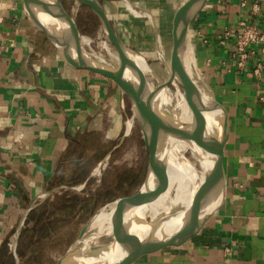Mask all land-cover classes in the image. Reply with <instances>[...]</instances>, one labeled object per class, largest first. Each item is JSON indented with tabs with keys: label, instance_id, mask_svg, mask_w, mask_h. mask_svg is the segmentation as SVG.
<instances>
[{
	"label": "crops",
	"instance_id": "0c3cea01",
	"mask_svg": "<svg viewBox=\"0 0 264 264\" xmlns=\"http://www.w3.org/2000/svg\"><path fill=\"white\" fill-rule=\"evenodd\" d=\"M128 1L145 7L157 31H169L183 0ZM240 21L264 37V0L244 8L239 0H207L188 33L196 71L227 114L222 205L196 236L131 264H264V44L242 70L231 60L232 41L217 44ZM124 102L110 80L60 60L24 15L22 0H0V264L21 263V252L31 251L23 231L85 223L102 206L106 164L100 180L95 173L119 149Z\"/></svg>",
	"mask_w": 264,
	"mask_h": 264
},
{
	"label": "water",
	"instance_id": "95a60500",
	"mask_svg": "<svg viewBox=\"0 0 264 264\" xmlns=\"http://www.w3.org/2000/svg\"><path fill=\"white\" fill-rule=\"evenodd\" d=\"M125 1L148 15L144 9ZM74 2L86 7L96 18L116 53L115 60L96 56L80 46L76 22L61 0H22L23 13L67 67L99 75L115 84L121 98L129 103L132 123L136 120L140 128L147 150V166L140 187L127 197L126 211L132 216L133 231L117 236L90 230L89 223H84L55 264H131L143 255L178 246L196 236L207 221L217 215L223 202L225 179L221 148L227 135V114L208 84L195 71L191 74L186 70L183 59L189 26L207 0H183L176 6L172 18L169 69L165 70L164 80L153 71L157 81L154 88L148 85L137 64L142 57L117 36L98 0ZM153 30L157 33L154 24ZM169 87L193 112V122L179 119L175 111L180 103L176 101L172 107L165 103L164 92ZM129 122L127 120V127ZM129 133L126 128L121 141ZM173 142L180 144L182 151L175 150ZM187 153L194 162L187 158ZM168 159L178 163L192 179L191 203L186 208L171 207L168 212L150 218L145 213L147 199L156 188L161 164ZM199 165L203 166V177L196 171L200 169ZM97 171L99 173L100 167ZM19 233L20 229L16 239ZM106 238L111 240L99 243Z\"/></svg>",
	"mask_w": 264,
	"mask_h": 264
},
{
	"label": "rangeland",
	"instance_id": "374dc122",
	"mask_svg": "<svg viewBox=\"0 0 264 264\" xmlns=\"http://www.w3.org/2000/svg\"><path fill=\"white\" fill-rule=\"evenodd\" d=\"M98 2L102 6L106 17L109 19L114 32L121 41L134 53L141 56L153 71L164 80L165 70L169 69L170 65L172 47L171 30L168 31L163 29L155 33L147 17L139 10H135L131 7L134 11L133 13H135L134 15L127 9L123 0H98ZM61 3L76 22L79 37L89 38L92 41V47H85L87 52L98 56L97 44L99 41L103 40L109 44L111 52L116 56L114 49L101 32L98 21L86 7L78 6L75 4L74 0H61ZM137 6L145 8L142 4H137ZM138 12L140 14H138ZM153 21L155 22V19H153ZM109 59L114 60L113 58ZM195 73L198 75L196 68ZM146 79L153 88L157 86V81L152 74H147ZM169 90L175 92L172 87H169ZM124 104L127 118L131 120L132 112L129 103L125 101ZM125 128H127V122ZM118 148L115 155L109 159L107 158V160L100 165L101 170L106 164V169L103 173V175L105 174L103 176V181L99 183L101 184L100 186H104L105 188L104 196L101 200L102 206H100L85 223H89L98 211L114 201L133 195L144 179L147 166V150L144 147L140 128L136 120H133L130 133L123 138ZM186 156L194 162V159L190 157V153H187ZM95 175H97V180H100V171L99 173L96 171ZM120 181L122 185L119 184ZM92 190H94V188ZM82 224L84 223L79 220L73 224L67 222L63 224H54L53 227H57V229L50 230L49 227L52 226L49 224H46V227H48L46 230L40 226L38 228L40 231H28L27 229V232H24L30 237L28 238L26 235L23 239H29V246L32 245L33 248L29 252H27V249L21 252L23 256L21 263L20 260L17 259L18 264H54L55 260L68 248L69 242L77 235L78 229ZM69 238L71 240H69ZM108 240H111V238L102 239L99 243ZM38 244L42 245L39 247L37 246ZM37 250L43 253L36 255L35 252H37Z\"/></svg>",
	"mask_w": 264,
	"mask_h": 264
},
{
	"label": "bare ground",
	"instance_id": "6f19581e",
	"mask_svg": "<svg viewBox=\"0 0 264 264\" xmlns=\"http://www.w3.org/2000/svg\"><path fill=\"white\" fill-rule=\"evenodd\" d=\"M125 6L128 10H130V12H134L133 9H131L132 6L127 2H125ZM141 13L147 18L150 17L143 12ZM133 14L135 15V13ZM138 14L140 13L138 12ZM187 40L183 59L186 70L192 74L196 67L189 34ZM79 44L84 50L85 47H92V41L85 37L79 38ZM97 50L99 52L98 56L102 58L116 59V56L111 52L109 44L106 41H99L97 44ZM137 64L145 78L147 74L153 73V69L144 60L138 59ZM148 85L152 88V85L149 82ZM164 97L165 103L171 107L176 101L178 104L180 103L179 105L177 104L178 106H176L177 110L175 112L182 122L194 121L195 117L193 112L180 98L177 92H171L169 89H166ZM131 124L132 119L127 127L128 132L130 131ZM172 146L175 150L177 149L182 151L183 149V147L177 142H173ZM199 167V170H196L195 167L194 168L197 171L198 176L203 177V166L199 165ZM192 187L193 181L185 169L175 161L170 159L165 160L159 168L156 188L147 199V205L145 207L146 215L150 218H155L163 212H168L171 207L186 208L191 203ZM128 201L129 200L127 198H121L98 211L89 222L90 230H96L99 233L106 232L113 235L117 234V236H123L127 233V231L132 232V216L128 213V211H126Z\"/></svg>",
	"mask_w": 264,
	"mask_h": 264
},
{
	"label": "built area",
	"instance_id": "2783aa9c",
	"mask_svg": "<svg viewBox=\"0 0 264 264\" xmlns=\"http://www.w3.org/2000/svg\"><path fill=\"white\" fill-rule=\"evenodd\" d=\"M248 2L249 0H239V5L244 8ZM253 10L254 13L257 12L258 6L253 5ZM230 40L232 41L230 57L238 70H242L249 60L256 57L255 46L261 43L264 44L263 35L258 31L256 25L249 21H240L234 29L223 31L217 44L225 46ZM203 43L206 44L207 41L205 40ZM262 51H264V47ZM262 70V64L257 61L253 69L254 76L259 78ZM259 100L264 101V96H259ZM9 247H11V244H9Z\"/></svg>",
	"mask_w": 264,
	"mask_h": 264
},
{
	"label": "trees",
	"instance_id": "16d2710c",
	"mask_svg": "<svg viewBox=\"0 0 264 264\" xmlns=\"http://www.w3.org/2000/svg\"><path fill=\"white\" fill-rule=\"evenodd\" d=\"M82 225H83V224H82ZM22 236H23V237L26 236V235L24 234V231H23V235H22ZM21 257H22V256H21Z\"/></svg>",
	"mask_w": 264,
	"mask_h": 264
}]
</instances>
